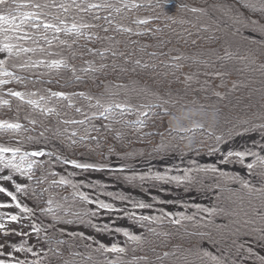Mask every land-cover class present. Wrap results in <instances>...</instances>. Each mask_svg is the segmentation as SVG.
<instances>
[{"label": "trees", "instance_id": "trees-1", "mask_svg": "<svg viewBox=\"0 0 264 264\" xmlns=\"http://www.w3.org/2000/svg\"><path fill=\"white\" fill-rule=\"evenodd\" d=\"M23 2V0H19ZM46 2V0H40ZM50 2V0H48ZM57 3H71V0H56ZM103 0H76L77 4L85 7L88 3H102ZM116 7H121V12L117 13L113 9H93L90 12L78 11L75 7L71 8L68 13L63 14L68 26H71L73 20L77 22H85L95 25L88 29H81L84 35H65L64 33H56L59 39L54 40L49 46L43 39L37 37V43L40 48L45 51H37L35 53H23L21 57H9L5 53V59L8 62L9 70L14 72L16 76L22 78L23 82L0 77V79H9V83L0 85V99L8 100V105H0V120H10V122H18L22 125L23 131L15 135L0 132V137L17 143V140L25 141L23 146H33L36 143L28 142L27 137L39 139L40 143L49 144L54 149H61L62 152L70 156H86L101 161L108 160L113 157L123 156L125 153H132L131 157L125 159L136 158L140 155L162 154L172 152V146L185 150L182 147L180 137L186 135L201 136L205 143H212L207 138V132L204 129H191L188 132L172 131L168 135V121L163 117V123L160 120L148 121L147 127L139 132H133L131 128L124 129L126 135L121 140L114 139L115 129H120V124L113 123L112 132H104L101 128L103 137L97 141L86 139L77 145H70L69 140H65V135H70L71 131L78 132L74 139L79 140V136L83 134L84 128H89V137L98 134L91 130L89 125L85 123L83 126L63 125L61 122L65 119H84V116L75 111L76 107H81L82 112L88 116L92 115L94 109H90L88 105L95 104V99L89 101L84 97L76 96L73 98V107L69 108L68 100H57V98L49 99L47 107L57 110L59 116L45 115L39 109H34L31 105L22 102L16 97L8 95L9 90L18 92L36 93L33 99H39V96H49L52 91H63L69 95L73 93L84 92L92 97L100 98L102 101L110 99L125 100L131 98L133 104L147 103L151 101L153 104L158 103L154 97L145 98L141 89H147L151 92L159 94L163 99L170 101L169 109L181 105L198 104L204 109L210 110L216 108L219 110L218 126L221 130H227L236 124L239 126L241 122L250 121L255 124L262 122L264 117V47L250 41L258 39L260 34L253 32L251 28L241 27L240 24L234 22L236 13H241L244 17H250L264 24V17L259 12H252L241 5L247 0H161L162 8L157 7L156 0H138L143 7L138 9L123 8L117 3V0H109ZM186 3L190 7L205 8L206 15L194 14L186 10H178L177 5ZM217 5L232 6V13L226 14L221 7ZM15 8V5H12ZM31 9H20V11H30ZM48 11L56 13L59 9L55 7ZM0 14H5L0 10ZM167 16H174L175 20L167 19ZM81 17L83 20L81 21ZM95 17H99L98 19ZM114 19L113 24H108L105 20ZM51 18V17H49ZM137 19H147V24L133 23ZM183 21V22H181ZM117 24L131 28V33L116 31ZM107 28L108 31H104ZM238 28V29H237ZM241 30H251L255 34L243 32ZM35 31V30H30ZM137 32L142 33L136 35ZM11 35V33H9ZM49 39L54 35L52 32L48 34ZM3 36V34H0ZM111 38V39H108ZM60 40L66 41L60 44ZM75 40V43H73ZM196 43L193 44L192 41ZM13 43H23L25 47H37L31 41H13ZM91 49L92 51H89ZM123 53V55L113 56L112 52ZM231 54V58L225 53ZM51 53V55H49ZM103 53V56L100 55ZM155 54V55H153ZM182 56L180 60L174 57ZM43 60L47 63L53 59H64L67 61L68 68H60L59 70L50 69L45 65H39L34 68L19 69L10 67L14 60ZM140 61V65L135 63ZM105 65V67H101ZM147 65V67H144ZM177 65H180L177 67ZM76 72H72V68ZM95 68L96 71L88 72L82 69ZM227 73L224 76H216L215 73ZM80 79L77 80L76 77ZM190 76L191 80H186ZM235 85V87H233ZM118 86H123L122 88ZM221 93V97L215 96L213 93ZM118 93V95H113ZM139 93V95H138ZM42 104L45 102H41ZM118 111V110H117ZM153 112L163 115L160 108H153ZM132 121L137 117L135 114L125 117ZM36 120V123H30V120ZM92 123L97 127L109 121L102 118L93 119ZM67 128V133H63V129ZM61 131L62 135L54 138L55 131ZM164 132V138L156 135L157 132ZM44 133V137H40V133ZM145 133H153V135H145ZM217 134H220L217 131ZM157 146H162V150L157 153ZM114 149V153H110L109 149ZM193 149H199L200 152H206L201 143H198ZM195 152V151H194ZM103 157L106 159H102ZM37 160L44 161L42 169L35 170V176L32 181H28L25 177L24 183L35 189L40 196L41 207H46V201L51 196L55 201L66 204L70 211H58V215L64 219H73L70 214L72 211L82 212L85 208H95L94 205H86L79 201L78 197H73V189L70 186H51L53 179H59L61 175L67 176L69 172L75 171L76 175L69 177L73 182L81 172H91L93 170L82 171L75 170L71 165H64L56 161L55 156L38 157ZM143 172L145 170H137ZM225 171V170H224ZM229 173L236 174L231 170ZM51 172L58 173L53 177L49 175ZM101 172L119 183L145 190L151 187L152 182L141 185L139 181L135 184H129L122 179L116 178L117 173L109 170H100ZM132 170H125L123 175H131ZM174 174V173H173ZM238 175V174H237ZM47 176V180L42 184H37L38 177ZM205 185L212 184V180H205ZM164 191L171 190L174 187L185 193H202L206 192L213 199L212 207L222 208L223 212L209 217L207 213L198 211L193 207L192 211L183 212L186 216H193L192 220L182 219L180 224L171 223L170 218H164L156 222H143L141 224H131L139 228V232L134 234L141 235L143 240L139 243L130 242L121 234L118 242L121 246L127 248L126 253L122 254L123 264L133 262L134 258L147 257L148 264H201L199 248L202 247L214 255H220L223 251L228 264H246L237 255L236 248L232 245V240L236 239L237 243H243L245 247H252L253 251L259 255H263L254 249L261 242L256 239L258 234L243 235L250 232L252 228H259L262 222L258 216L252 214L251 205L256 208L260 207V200L250 196L246 190L240 189L238 184L232 182H222L220 188H200L196 186L188 191L183 187L176 185H167ZM48 189V191H44ZM79 191L84 192L79 188ZM86 193V192H85ZM61 197H67V201L61 200ZM31 207H34V201L26 199ZM192 207L198 204L195 201L187 202ZM139 215H149L148 213H140L135 209H131ZM165 211V210H163ZM169 212V211H165ZM244 212L249 213V217L244 216ZM172 213V212H171ZM161 210L156 211L153 216H159ZM174 214V213H173ZM44 224L50 222L59 223L57 225L56 235L50 237V243L58 240L66 241L59 245L61 255H53L55 261L51 264H64L65 260H72L69 252L82 253L91 255L92 260L87 264H106V259H115V254L98 253L95 251L97 244L87 239L78 237H69L66 233L63 235L59 232L61 229L66 230L64 225H81L90 228L87 225L74 222L73 224H65L62 222H54L51 217H41ZM252 218L255 223L248 226L232 223V221ZM93 223H97V218H91ZM48 220V221H47ZM227 225V227H224ZM240 229V234L235 235L236 229ZM92 229V228H91ZM153 229L154 231H149ZM96 231L95 229H92ZM37 235V234H36ZM40 241L43 242L45 233L39 234ZM213 241L215 243H213ZM85 245H90L86 248ZM264 249V247H263ZM169 253L165 256L164 253ZM241 252H245L243 249ZM75 261L80 264L81 257L76 256ZM143 264V262H140ZM207 264V262H206Z\"/></svg>", "mask_w": 264, "mask_h": 264}, {"label": "snow or ice", "instance_id": "snow-or-ice-1", "mask_svg": "<svg viewBox=\"0 0 264 264\" xmlns=\"http://www.w3.org/2000/svg\"><path fill=\"white\" fill-rule=\"evenodd\" d=\"M157 7L162 8L161 0H156ZM167 2V0H164ZM239 2V0H238ZM117 3L121 5L123 8H127L128 10L138 9L143 7L142 4L138 3V0H117ZM15 5V8L12 7ZM242 7L249 9L252 12H259L261 16L264 17V0H247L244 2ZM55 7L59 9V12L53 13L48 11ZM75 7L78 11L82 12H90L93 9H113L117 12H121V7H116L113 3L109 2V0H103L102 3H88L85 7H82L80 4L76 3V0H71V3H57L56 0H46V2H40V0H23V2H19V0H0V10H3L5 14H0V34H3V39L0 40V53H7L9 57H21L23 53H35L38 50L44 52V48H40L37 43V37L43 39L47 45L51 46L54 40L59 39L56 36V33H64L65 35H75L81 36L84 33L81 29H88L95 27V25L85 22H77L73 20L71 26H68L66 19H64L63 14L68 13L71 8ZM214 7H221L225 10L226 14L232 13V6L230 5H217ZM31 9L30 11H20V9ZM178 10H186L194 14L206 15L207 11L205 8L199 7H190L186 3H180L177 5ZM51 17V18H49ZM99 18V17H95ZM234 22L240 24L241 27L251 28L253 32H258L260 34L258 39H254L250 41L251 43L257 44L260 47H264V24L260 23L258 20L252 19L250 17H244L241 13H236L234 17ZM167 19L175 20L174 16H167ZM83 18L81 17V21ZM105 20L108 24H113L114 19H108L105 17ZM183 22V21H181ZM133 23L136 24H147V19H137L134 20ZM35 30V31H30ZM116 31H123L131 33L133 30L129 27H125L122 24H117L115 29ZM104 31H108L107 28ZM52 32L54 35L51 39L48 37V33ZM11 33V35H9ZM142 33L137 32L136 35H141ZM111 39V38H108ZM13 41H31L32 44H36L37 47H25L23 43H13ZM60 44H65L66 41L60 40ZM75 43V40H73ZM193 44L196 43L195 40L192 41ZM89 51H92L89 49ZM113 56L123 55V53H117L116 51L112 52ZM51 55V53H49ZM103 56V53H100ZM155 55V54H153ZM226 56L231 58V54L225 53ZM182 56L174 57L175 60L182 59ZM135 63L140 65V61L136 60ZM39 65H45L50 69L59 70L60 68H68L69 65L64 59H53L45 63L43 60H32L31 58L27 60L17 59L14 60L10 67L19 68V69H29L34 68ZM180 65H177L179 67ZM101 67H105V65H101ZM147 67V65H144ZM261 68H264V65H261ZM72 72L75 73L76 69L73 67ZM96 71L95 68L82 69L84 72ZM227 73L217 72L216 76H224ZM264 74V73H262ZM0 77H7L9 79L17 80L18 82H23L22 78L16 76L14 72L9 70V65L6 60H0ZM9 79H0V85L9 83ZM77 80L80 79L79 76L76 77ZM186 80H191V77H186ZM122 88L123 86H118ZM235 87V85H233ZM145 98L154 97L158 103L153 104L151 101L147 103L141 104H133L131 102V98H126L125 100L119 101L115 99H110L108 101H102L100 98L92 97L84 92L73 93L71 95L63 92V91H52L49 96H39V99H33L36 96V93L32 92H18L9 90L8 95L16 97L17 99L31 105L34 109H39L42 114L45 115H57L60 114L57 112L55 108L47 107V101L51 98H57V100H68V107H73V98L76 96L84 97L86 100L95 99V104H89L88 107L90 109H94L91 116H88L82 112L81 107H76L75 111L84 116V119L75 120V119H65L61 123L63 125H77L83 126L85 123L89 125L91 130L95 131L98 135L89 137V128L83 129V134L79 136V140L74 139L77 137L78 132L76 130L71 131L70 135H65L64 139L70 141V145H77L81 141L86 139H91L97 141V147H99V140L101 138L107 139L103 137L101 133V128L104 132H112L113 123L120 124L122 127L120 129H115V137L116 140H121L125 137L126 132L124 129L131 128L133 132H139L144 127H147L148 121L160 120L163 123V117L168 113L169 108L165 107L170 104L171 96L169 99H163L159 94L155 92H151L147 89L140 90ZM217 97H221V93L214 92L213 93ZM113 95H118V93H113ZM139 95V93H138ZM222 98V97H221ZM45 102V103H41ZM172 104H175V101H171ZM8 100L0 99V105H8ZM160 108L163 115L159 113L153 112V108ZM201 109H204L203 106H200ZM118 110V111H117ZM136 115V119L129 121L125 117L128 115ZM102 118L103 120L109 121V123L102 124L100 127H97L92 123L93 119ZM262 122L260 124H255L250 121H244L237 126L233 124V126L229 129L221 130L219 126L215 130L207 132L208 140H211L212 143L208 144L204 141L201 142L202 146L206 150L207 155L216 156L219 153V165H227V164H235L242 167V169L246 172V176H240L237 174L229 173L228 171H224L221 167L217 165V163L210 164H201L196 159H189L188 166L184 168H180L177 165H173L172 167L165 166L163 170H153L151 166L148 167L146 171L138 172L135 168H133L131 163L126 161V157H131L132 153H125L123 156H120L121 160H125V163L122 164L118 168H109L107 163H97V162H87L85 160L79 158H70L63 154L61 149H56V151H45L44 148H36L32 151L23 150V145L25 141L23 139L17 140L15 146H8L6 144L0 143V194L9 198V202H0V209H9L15 208L18 210L16 214H11L8 212H4L0 214V230L5 229V223H3L4 219L7 218L8 221L11 222H22L24 220H29L33 217H36L39 213L41 217H51L54 222H62L65 224H73L74 222H78L80 224L87 225L88 227L95 229L97 233L104 234L107 233L109 235L113 234H122L127 238L130 242L139 243L143 240V237L138 234H134L129 231L127 227L118 226L116 221L112 220L111 217L113 214L116 215V220L128 219L137 224H143V222H156L161 221L164 218H170L171 223L180 224L182 219L184 220H192L193 216H186L183 213L173 214L171 212H165L161 210V214L159 216L153 215H137L135 211L129 210L126 206L128 204L131 205L132 209H151L153 207V203L145 202L144 200H136L129 195H125L123 192H111V191H101L99 192L95 199L88 193L79 191L81 185L84 187H92L104 189L106 187L105 184H101L97 180H93L90 184H85L84 181H80L79 183H74L69 177L76 175L75 171L69 172L67 176L61 175L59 179H53L51 181V186H70L73 191V197H78L79 201L86 205H94L95 208H85L82 212L72 211L70 214L74 217L73 219H64L60 215H58V211H70L66 204H61L55 201L51 196L47 199L46 207H41L40 205V196L37 195L35 189L31 188L29 184L24 182H18L17 176L25 177L28 181H32L35 176L36 169H42L44 165V161L37 160L35 158L44 157V156H55V160L63 163L64 165H71L75 170H96L100 171L103 169H109V171L117 173L116 178L118 180L122 179L123 181L129 184H135V182L139 181L141 185L152 182L151 187L157 188L159 187L161 191L165 190L166 185H176L184 188L185 191L190 190L196 186H200V188H207L211 190L212 188H220L222 186V182H232L239 185L240 189L246 190L250 196L256 197L260 200V207L256 208L251 205L252 214L254 216H258L262 222V226L259 228H252L250 232L243 233V235H253L258 234L256 239L261 243L258 245L260 247H264V143L258 142L254 138H252L249 134L258 133L261 137V141H264V117H261ZM30 123L35 124L36 120H30ZM242 129V130H239ZM24 129L22 125L18 122H10L8 120H0V132L8 133L15 135L17 133L22 132ZM191 129H184V131H190ZM68 129L64 128L63 133H67ZM168 135H171L172 129L169 125L166 129ZM217 131L220 134H217ZM156 135H160L163 141L164 132H157ZM62 135L61 131L57 130L54 132V138L58 139ZM145 135H153V133H145ZM40 137H44V133H40ZM181 140L184 137H180ZM249 139L251 140V146H249ZM28 142H35L36 144L40 143L39 139H35L33 137H27ZM237 141H242V143H237ZM45 144L47 145V140H45ZM254 148H259L260 151L257 152ZM162 150V146H157L155 151L159 153ZM177 148L172 146V158H175V153ZM195 151L197 155H201L199 149H190L188 152ZM110 153H114V149H109ZM182 156H187V153L181 151ZM102 159H106L103 157L101 153ZM249 158L250 162H249ZM183 162V161H182ZM125 169H131V175H123ZM176 173V174H173ZM49 175L55 177L58 175L56 172H51ZM250 177V178H249ZM47 180V176L38 177L36 179L37 184H42ZM205 180H212L213 183L209 185H205ZM11 183V187L6 186L8 183ZM44 191H48V189H44ZM101 196L111 197L112 200L119 201L122 206L117 207L116 204L105 202L104 199H101ZM30 199L34 201V207H30L27 203H24V199ZM61 200L67 201V197H61ZM152 200L155 201L156 197L153 196ZM160 203H165L164 201H159ZM167 203L171 204L172 201L169 200ZM192 207H195L198 211H202L207 213L209 217L217 215L224 211L222 208L217 207H202L200 204H194ZM101 214H106L109 216V221L105 223H93L91 218L98 217ZM245 217H249L248 212H244ZM232 223L241 224V226H248L254 224L255 221L252 218H246L241 220L232 221ZM30 228V232H24L23 228ZM224 227H227L225 225ZM48 228H55V223L44 226L43 220H40V223L30 222L27 225L21 224V228L19 230H5L3 231L4 235L15 234L22 237H28L31 233H35L39 235L41 232H47ZM149 231H154L153 229H149ZM61 234H64V230H60ZM240 234V229H236L235 235ZM69 237H78L80 239L91 240V236H85L83 232H67ZM44 239H50V237H45ZM39 243V241H37ZM66 243V241L58 240L56 241L57 250L54 252V255H61L58 250L59 245ZM97 247L95 249L98 253H111L115 254V259H106V264H123L122 254L126 253L127 248L125 246H121L118 243L105 244L100 241L95 242ZM213 243H215L213 241ZM232 245L236 248L237 255L240 254L241 250L247 252L246 258H253L256 264H264V255H259L255 251H253L252 247H245L243 243L238 244L236 239L232 240ZM6 246H10L14 252H24L31 253L33 256H37V253L33 251L31 246H27V241L24 240L19 244H0V249H4ZM86 248L90 247V245H85ZM51 250V249H50ZM201 264H228V261L225 259V253L221 251V254L214 255L212 252L199 248ZM165 256H168L169 253H164ZM5 256V253L0 251V257ZM7 259L0 258V264H41L43 257H39L38 259L28 261L26 259H13V252H8L6 254ZM69 256L73 257L72 260H65L64 264H77L75 261L76 256L81 257L80 264H87L88 261L92 260L91 255H84L82 253L69 252ZM135 264H148L147 257H139L134 258ZM129 264H133V262H129ZM234 264V262H233Z\"/></svg>", "mask_w": 264, "mask_h": 264}, {"label": "rangeland", "instance_id": "rangeland-1", "mask_svg": "<svg viewBox=\"0 0 264 264\" xmlns=\"http://www.w3.org/2000/svg\"><path fill=\"white\" fill-rule=\"evenodd\" d=\"M255 134L256 135H253V133H251L249 135L252 138H254L255 140H257L258 142L264 143V141H261L260 135L258 133H255ZM237 143H242V141H237ZM248 143H249V146H251V140L250 139H249ZM40 145H46V144L41 143V144H36L35 146L37 147ZM47 145H49V144H47ZM254 150L257 152L260 151L259 148H254ZM181 151H182L181 149H178V153H181ZM262 154H264V153H262ZM217 159H218V157L215 160L217 161ZM250 159L251 158H249V162H250ZM174 165L178 166L179 164L175 163ZM165 166L172 167L169 165H156L153 167V169L163 170V168ZM180 168H184V167H180ZM17 180H18V182L22 181V180L20 181L18 178H17ZM93 180H97L101 184H105L106 187L104 189H99V188H92V187H84L83 185H81L80 186L81 190L83 189L84 192L90 194L92 196V198L95 199L96 195L101 191L123 192L125 195H129L136 200H144L145 202L153 203V207L151 209H137L138 212H141V213L146 212L149 215L154 214L158 210H165V211L172 212L174 214L192 211L193 207H191L190 205L187 204V202H189V201L199 202L203 205V207H209L213 204V199L211 198V195L209 193H206V192L196 193V194L185 193L183 191L175 189L174 187H170L171 190H168V191H164V190L161 191L159 187H157V188L150 187V188H146L145 190H140V189L124 186L121 183H119L118 181L112 180L111 178H109L105 174H103L101 172H97V171L81 172V174H78L76 176L74 183H79L80 181H84L85 184H90ZM6 186L11 187V183L9 182ZM165 187H169V186L166 185ZM153 196L156 197L155 201L152 200ZM100 198L104 199L105 202H108V203L114 202L111 197L101 196ZM169 200L172 201L171 204L167 203V201H169ZM159 201H164L165 203H160ZM0 202H9V198L0 194ZM114 203L116 204L117 207L122 206L119 201H115ZM126 206L129 208V210L131 209L130 204H128ZM4 212L16 214L18 212V210L15 209L14 207L9 208V209H0V214H2ZM109 219L110 218L108 215L103 214V215H100L97 217V223H105V222H108ZM111 219L116 221L118 226L122 225L123 227H127L128 230H130L132 232H139V228L132 226V224L126 218L121 219V220H116V215L113 214ZM40 220L41 219H39L37 216L33 217L31 219V221L26 219L22 222H11V221H8L7 218H5L3 221V223H5V229L0 230V244H6V245L19 244L22 241L26 240L27 246H31L33 248V251H35L38 254L37 257L35 258V259H38L39 255H40L39 250L41 247L39 235L36 236L33 233H31V235L28 237H22V236H18L15 234L4 235L3 231L13 230V229L19 230L21 228V224L27 225L30 222H36L37 224H39ZM49 224H50V222L48 221V223L44 224V226H48ZM56 227L57 226L55 225V228H53L54 232H56V230H58ZM23 231L24 232H30L31 230L28 227H24ZM67 231L83 232L85 234V236H91L92 237V239L90 241H92L93 243H95L96 241H100V242H103L105 244H111L113 242L117 243L121 238V234H113V235H109L107 233L100 234V233H97L96 231H92L90 228H83L79 225L71 226V228L67 229ZM51 232H52L51 228H48L47 232H43V233H45V237H48L47 234L50 235ZM37 241H39V243ZM43 241H47V240L44 239ZM254 249L256 251H258L259 253L264 255L263 247H260L257 245L254 247ZM56 250L57 249L54 248L52 250V252L49 253V255L53 254ZM0 251L5 253V256H3L5 259H7L6 254L8 252H13V257H12L13 259L24 260L23 256L28 255L29 258L26 260H28V261L35 260L34 259L35 256H33L31 253L14 252L10 246H6L4 249H0ZM44 254H43V260L41 262L55 261L54 258L46 259ZM3 257H0V258H3ZM235 257H240L241 260L244 261L246 264H256V262L253 258H246L247 252L246 253L240 252V254L236 255ZM41 264H43V263H41Z\"/></svg>", "mask_w": 264, "mask_h": 264}, {"label": "clouds", "instance_id": "clouds-1", "mask_svg": "<svg viewBox=\"0 0 264 264\" xmlns=\"http://www.w3.org/2000/svg\"><path fill=\"white\" fill-rule=\"evenodd\" d=\"M219 110L212 108L210 110L201 109L198 104L181 105L174 109H169L165 115L168 125L176 132H188L184 129H204L205 132L215 130L219 122ZM203 133L201 134V136ZM201 136L186 135L181 140L182 147L185 150L193 149L203 140Z\"/></svg>", "mask_w": 264, "mask_h": 264}, {"label": "water", "instance_id": "water-1", "mask_svg": "<svg viewBox=\"0 0 264 264\" xmlns=\"http://www.w3.org/2000/svg\"><path fill=\"white\" fill-rule=\"evenodd\" d=\"M217 155H220V154L217 153ZM216 156H211L207 154L197 155V154L188 152L187 156L175 154V158H172V155H159V156L144 157L138 161L128 160L127 162L131 163L133 167L145 166V165L152 164V163L173 164L175 162H178V163L185 164V163H188L189 159H196L201 164H210V163H217L215 161ZM87 162L107 163L109 167H120L122 164L125 163V160L99 162V161L91 159L90 161H87Z\"/></svg>", "mask_w": 264, "mask_h": 264}]
</instances>
